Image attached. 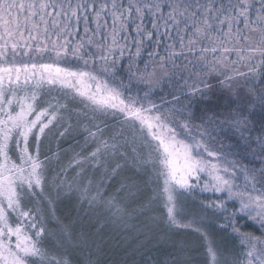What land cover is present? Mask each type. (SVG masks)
I'll use <instances>...</instances> for the list:
<instances>
[{"label": "snow or ice", "instance_id": "6c2138e0", "mask_svg": "<svg viewBox=\"0 0 264 264\" xmlns=\"http://www.w3.org/2000/svg\"><path fill=\"white\" fill-rule=\"evenodd\" d=\"M216 84L232 107L197 117ZM73 114L87 121L85 144L94 147L74 154L73 180L61 169L49 182L46 161L58 152L42 160V138L53 127L68 135ZM118 180L117 195L105 198L106 182ZM197 189L225 197L200 207L228 213L243 249L225 252L196 227L206 264H264V0H0V264H72L70 249L92 247L55 217L61 195L74 192L125 227L162 198L166 223L187 228L197 221L180 223L181 200ZM228 202L238 207L228 212ZM238 218L258 223L261 235L240 233ZM84 264H95L90 251Z\"/></svg>", "mask_w": 264, "mask_h": 264}, {"label": "trees", "instance_id": "16d2710c", "mask_svg": "<svg viewBox=\"0 0 264 264\" xmlns=\"http://www.w3.org/2000/svg\"><path fill=\"white\" fill-rule=\"evenodd\" d=\"M144 58L147 59L146 53ZM232 59H236V57L233 56ZM124 63L126 66L127 61L125 60ZM139 67L141 69L144 68L143 62L139 64ZM239 67L242 71H247V69L243 65H239ZM213 83L215 84L216 82L213 81ZM139 87L143 88L144 86L139 85ZM257 87H259V85H257ZM245 88V81L241 77L239 78L237 89L239 90ZM166 92L167 87H165L163 92L160 90H156L152 99L159 102V97L161 95H165ZM140 94L142 95L143 93L141 92ZM241 94L245 93L241 92ZM41 95L44 100L49 99V93L47 92V90H45ZM51 95L55 96L57 95V93L53 91ZM230 107H232V105L230 104L229 94L225 92L220 85L216 84L214 94L211 95L208 100L204 101L200 105L199 109L196 111V115L197 117H199L204 115L205 113H207V115H211L213 112L222 113L226 112ZM76 118L72 120V123L75 126ZM253 119L255 121V128L252 132V135L256 136L257 134H259V124L261 122L260 114L258 113ZM196 122L199 123V120H197ZM84 123H87V121L82 118L81 121L78 122L77 128H75L73 131H70V133L63 138L56 135L57 131H53L54 127L52 128L51 132H49L45 137L42 138V160L44 159L45 155L52 156L53 153L58 152V158H52L46 161V177L49 181H51L53 177L57 176L58 173H61V169H66V177L69 181L73 180V178L76 176L75 170L73 168H68V164L73 159V156L75 154V152H72L74 148L77 147L78 151L84 145H86L78 144L79 142H81L82 139H85L86 134L82 130V125ZM80 151H82V149ZM130 173L127 176L130 177ZM193 194L198 196L201 202L205 203L216 201L217 199L223 200L225 198L221 194H213L211 192H200L198 189ZM74 195V192L67 195H61L59 199L55 200L54 204L55 217L63 224L71 225L77 235H79L80 233H84L90 240V242H92V247L90 249H70L72 264H84L85 259L88 257L89 251L92 253V259L95 261V264H135L134 258L136 257L138 260V264H150L151 262V264H166L164 260L161 263L157 262V260L155 259V254H150L149 256H146L144 255V253L140 252V250H137L136 253V251H133L132 247H129V245L124 241H122V244L119 245H110L106 251L104 250L105 247L100 248L99 246H96L95 242L93 243V233L88 229L91 225L87 224L86 228L77 227L79 226L77 225V220L80 221L86 219V216L88 217L90 213H87V210L81 204V202H75V199H73ZM143 195L145 196V193H143ZM237 207L238 204L233 202H228L227 204L228 212H232ZM155 211L158 212V214L165 221L166 215L164 214V211H160L158 209H156ZM202 213L205 216V222L208 221V226L214 228V243L219 246L220 249L225 252L233 253H239L243 251L239 236L233 233L231 224L225 219L228 213L221 214L220 212H214L212 209H203ZM235 224L236 227L239 228L240 233L251 234L254 236L261 235V229L259 224L248 220L247 218H238L235 221ZM203 225L205 226L206 224ZM221 226H223V229L221 228ZM47 227L49 229L54 230L56 227L55 221L48 220ZM53 243L54 241L49 238L46 241V247L51 248ZM201 248L203 249V247ZM164 255H167L166 252L164 253ZM164 255L160 254V257H164Z\"/></svg>", "mask_w": 264, "mask_h": 264}, {"label": "rangeland", "instance_id": "374dc122", "mask_svg": "<svg viewBox=\"0 0 264 264\" xmlns=\"http://www.w3.org/2000/svg\"><path fill=\"white\" fill-rule=\"evenodd\" d=\"M65 115L67 118V114ZM76 117L77 116L73 114L71 122ZM82 118L83 117L76 118V126L72 123L73 129L77 128L78 122L81 121ZM60 123L63 124L64 121L62 120ZM110 123H114V121H110ZM60 130L62 129L59 127L53 128V131L58 132ZM78 144L84 145L85 139H82ZM93 147L94 145L89 143L81 148L82 151H80L81 149L77 151V147H75L72 152H75V154L81 152L82 155H86ZM77 171L78 169L75 170V175ZM129 173L131 175L130 177L136 179L138 183L143 184V181L147 180L146 175L143 177L136 176L134 170L129 171L126 169L124 174L129 175ZM92 174V170L89 169L88 175L91 176ZM96 179H99V174H96ZM160 186L162 187V182ZM119 188V180L115 182H106L102 188L104 197L108 198L110 196L117 195V189ZM92 191L93 193L95 192V187H93ZM144 193L145 196L142 194L138 199L129 202L130 210L139 208L145 204L149 196L152 194L151 189L146 190ZM125 198H127V192H120L118 199L123 202ZM73 199H75V202H80L76 193ZM181 203L184 206V213L182 216L178 217V219L180 220V223L188 224L195 218L197 223L192 227H170L166 223V219L164 221L158 212L155 211L156 209L164 211V214L167 216L166 209L163 207L162 198L153 202L152 205L143 212V214L137 215L133 213L130 217H126L127 227L122 224L114 225L111 222H106L108 213L103 208L98 207L95 210H91L88 205L84 203L82 205L87 210V213H90V215L88 217L85 215L86 219L84 220H77V225L79 226H76L79 228H86L87 224L91 225L88 229L93 233V243L95 242L96 246H99L100 248L105 247V251L110 245H119L122 244V241H124L129 245V247H132L133 251H136V253L137 250H140V252L144 253L146 256L155 254V259L159 263L164 260L166 264H177V261L179 260L182 262L186 261V264H206L205 240L194 230V228L200 227L203 231L207 232L209 239L213 242L214 228L208 226V221L205 222L206 219L202 213L203 208L200 207L201 201L198 196L194 194H185ZM102 224L104 225L103 228H101ZM203 224H206L207 226H204ZM201 247H203V249ZM165 252L167 255H164ZM160 254L164 255V257H160ZM134 262L135 264H138L137 257L134 258Z\"/></svg>", "mask_w": 264, "mask_h": 264}]
</instances>
